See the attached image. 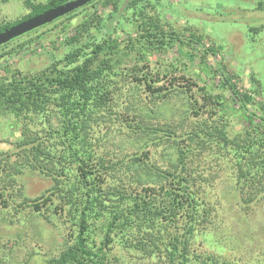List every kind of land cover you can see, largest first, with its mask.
<instances>
[{
  "label": "trees",
  "instance_id": "1",
  "mask_svg": "<svg viewBox=\"0 0 264 264\" xmlns=\"http://www.w3.org/2000/svg\"><path fill=\"white\" fill-rule=\"evenodd\" d=\"M69 1L25 0L29 12L0 22V32ZM155 1L159 2L94 0L50 23L57 25L44 39L39 31L50 24L0 46V114L11 117L20 132L12 150L0 152V211L14 206L19 213L25 207L39 216L46 213L45 218L61 217L70 228L63 238V250L49 259L35 256L36 264H121L122 258L113 254L119 247L125 254L155 258L161 264H230L194 247L195 233H204L214 224L209 218L213 208L198 196L199 185L217 180L225 171L232 179L228 185L240 195L246 209L256 199H264V104L259 112L247 110L261 95L255 83L241 92L222 73L216 94L201 86L199 92L189 89V95L181 85L183 102L174 120L161 116L154 100L146 103L141 94L126 95L123 110H117L120 79L134 87L144 85L153 99L164 97L156 94L161 88H153L158 78L140 75L143 66L139 63L147 55L177 47L179 57L190 59L195 53L193 45L202 46V36L189 33L185 38L169 22L162 24ZM100 2L109 11L106 18L87 11ZM262 7L263 0L257 9ZM121 11L132 30L114 27L113 32L120 30L124 40L118 41L111 33L100 38L89 33ZM250 31L257 33L254 28ZM48 37L52 45L62 39L65 50L61 58L33 73L9 68L7 56L39 53ZM202 51L201 63L209 53L213 55V47ZM133 57L139 61L130 68L123 66ZM212 73L215 76L217 71ZM226 97L237 106L239 120L247 123L242 129H230L224 115ZM104 118L106 132L94 137L93 124ZM114 123L118 125L108 127ZM110 131L115 133L112 136L118 135V141L110 143L114 152L105 146ZM100 140L102 146L95 143ZM151 147L168 151V158L174 156L175 160L164 168L156 166ZM224 163L231 168L226 169L229 164ZM26 169L51 178L53 186L33 199L13 193L16 177ZM209 170L216 173L211 175ZM69 176L73 181L67 189L58 188ZM60 191L63 195L56 203L53 196ZM5 246L9 247L8 242Z\"/></svg>",
  "mask_w": 264,
  "mask_h": 264
},
{
  "label": "rangeland",
  "instance_id": "2",
  "mask_svg": "<svg viewBox=\"0 0 264 264\" xmlns=\"http://www.w3.org/2000/svg\"><path fill=\"white\" fill-rule=\"evenodd\" d=\"M45 1L32 0L34 3H44ZM158 1H155L158 3V6L155 4V12L160 17L161 23L165 22L166 25V22H169L185 38H188L189 33L202 36V46L193 45L195 53L190 59L179 57L177 50L179 48L177 47H172L162 53L147 55V58L139 63L140 67L143 66V73L140 75L149 73L152 77L158 78L159 81H155L153 88H161V91L156 94L159 97H164L160 100L153 99L149 96L150 91H147L144 85L134 87V84H130L125 79H120L121 90L118 92L120 101L117 110H123L127 96L141 94L142 97H145L146 103L154 100L156 103L154 107L156 110L159 109L161 116L168 120L169 118L171 120L177 119L180 105L183 102V98L179 94L182 89L179 86H184L182 88L187 89L188 93L189 89L197 92V87L206 86L212 90L213 94H216L219 91L215 87L220 85L221 74L223 73L231 79V82L241 92L250 90L255 83L254 87L261 91V95L257 96L258 99L256 98L255 104L248 106L247 110L259 112L261 104H264V28L260 32L258 30L261 25L264 26V0L262 10L257 9L258 2L262 0ZM125 2L126 0L123 4ZM88 9L95 11L96 16L106 18L109 15L108 9L103 8L101 2L90 6L87 11ZM28 12L29 9L25 0H0V22L16 20ZM148 12L151 15L156 14L152 10H148ZM122 15H124L122 11L114 13L103 26L98 27L99 29L95 26L90 29L89 33L96 38L111 33L118 41L124 40L125 34L120 30H117L116 33L113 32L114 27H121L127 32L132 30L131 25ZM54 23L39 31V34H44L43 39L53 33V26L57 25V22ZM250 28L257 30V33L250 31ZM43 41V48L38 49L39 53L25 54L22 52L13 57L7 56L5 59L9 68L23 73H33L48 66L52 60L62 57L65 50L62 39L54 45L50 43L51 38L49 37ZM211 47H213V55L209 53L205 61L199 62V57L203 53L202 48ZM139 57L141 58V56ZM131 60V62L125 60L124 63L127 65L123 66L130 68L136 61H139L138 58L134 59V57ZM215 70L217 73L214 76L212 72ZM126 71L130 72L127 69ZM197 94L195 98L200 99ZM226 98L224 101L226 113L224 115L228 118L230 129H242L247 123L239 120L236 113L238 111L237 106H232L229 98ZM132 114L129 112L130 116ZM188 115L191 120L196 119L191 114ZM157 118L159 117L155 116V119ZM105 120L106 118L102 121L97 119V123L93 124L94 137L106 132L107 123L104 122ZM147 120H152V118L148 116ZM14 122L8 115L0 114V152L12 150V143L20 135L19 128L15 126ZM116 125L118 123L108 127ZM177 131L178 135L181 134L179 129ZM111 133L113 134L114 131H110L108 136L110 141L105 146L108 147L107 150L114 152L115 150L110 143L118 141V135L112 136ZM119 142L126 143L122 139ZM95 143L102 144L101 140ZM105 146L103 148H107ZM153 148L150 149L151 154L153 152L156 166L164 168L169 161L175 160L174 156H169L171 160L168 158L166 155L168 151ZM163 155L165 156L163 157ZM212 156L214 158L213 154ZM14 160L16 159L14 158ZM13 161L10 160L9 163L11 164ZM228 166L226 169L231 168L230 164ZM222 172L224 175H221L217 180H208L207 184L203 181L199 185L201 188L198 196L205 198L204 200L213 208L209 218L214 224L204 233H195L194 247L198 251L204 250L209 254H216L223 262H230V264H264V199H256L257 201L251 202L246 209L240 195L227 183L231 176L225 171ZM68 173L66 172L67 175ZM208 173L212 175L216 172L209 170ZM16 180L17 183L12 192L21 193V196L31 199L40 196L53 186L51 178L27 169L24 174L16 177ZM72 181V176L65 177L58 188L66 190L68 183ZM233 182H235L234 179ZM62 195L63 192H56L53 201L58 203V199ZM51 209L54 207L52 206ZM45 216L46 213L39 216L25 207L20 209L19 213L14 211V206L0 211V264H36L35 256L49 259L63 250V238L70 233L69 223L67 224L61 217L52 215L47 219ZM7 242L9 247L5 246ZM113 254L122 258L123 263L121 264H161L155 258L139 259L136 254H125L120 247L115 248Z\"/></svg>",
  "mask_w": 264,
  "mask_h": 264
},
{
  "label": "water",
  "instance_id": "3",
  "mask_svg": "<svg viewBox=\"0 0 264 264\" xmlns=\"http://www.w3.org/2000/svg\"><path fill=\"white\" fill-rule=\"evenodd\" d=\"M94 0H70L58 7L47 10L37 16H34L26 21H23L13 27L0 32V46L18 38L22 35L30 33L34 30L42 28L64 16L84 7Z\"/></svg>",
  "mask_w": 264,
  "mask_h": 264
}]
</instances>
